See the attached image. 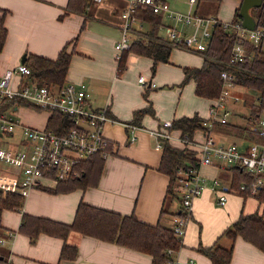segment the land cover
I'll return each instance as SVG.
<instances>
[{
    "label": "crops",
    "instance_id": "obj_1",
    "mask_svg": "<svg viewBox=\"0 0 264 264\" xmlns=\"http://www.w3.org/2000/svg\"><path fill=\"white\" fill-rule=\"evenodd\" d=\"M68 1L0 0V18L7 33L0 52V75L21 64V60L25 61L28 56L54 60L66 47L71 59L65 82L84 86L91 107L105 109L114 120L104 127L110 154L104 159L96 185L69 192H49L46 189L54 190L56 184L44 181L41 187L26 192L20 210H2L0 239L5 238L6 242L0 245V254L8 256L10 264H152L151 256L146 253L103 242L76 231H69L64 239L41 233L31 241L27 233L19 229L23 215L70 225L81 202L122 216L134 214L139 221L150 226L160 223L170 228L171 217L180 208L177 194L180 190L174 184L173 192L167 194L169 178L158 171L162 150L156 149L155 138L146 130L157 129L162 121L172 122L182 117L196 115L201 120L206 117L211 102L198 97L206 105L205 113L200 112L199 107L179 110L177 106L178 101L183 100L186 89L194 92L192 80L189 84L181 85L184 69L201 67L203 53L189 51L190 54H186L181 48L172 47L168 62L158 63L153 74L150 58L128 53L125 69L118 75L114 46L123 24L120 13L125 10L127 1L102 0L93 2L82 13H66ZM212 1L199 0L196 13L209 16L208 13L215 11L209 6ZM240 3L234 0L233 16ZM170 6L176 9L175 2ZM254 9H250L249 13L256 22V17L251 13ZM233 16L223 22H231ZM214 17L219 20L217 16ZM145 25L148 24L145 22ZM174 49L176 51L173 52ZM175 58L180 69L168 66ZM164 71L166 74L162 75ZM140 77L144 78V84L138 82ZM159 86L170 88L156 92ZM233 93L240 97L235 89ZM163 96L169 97V105H162L164 103L160 99ZM255 96V100L248 103L252 108L245 118V126L230 121V117H242L237 106L239 100L230 105L229 122L212 127L213 137L216 135L222 142H232L238 139V135L249 133L252 135L251 144L261 143L262 140L249 131V127L257 121L256 116H252L258 106L256 91ZM246 102V99L243 100L242 105ZM148 106L152 113L144 114L137 124H132L134 112ZM125 125L135 126L136 129L131 131ZM171 133L175 138L181 136L178 130L172 129ZM132 136L135 137L133 142ZM202 137L200 129L193 134L196 141ZM168 144L177 149L185 148L176 140ZM232 144H236L240 151H245L251 145H246L242 140L239 144ZM201 172L209 179L218 178L222 186L228 189L226 202L223 206L219 205V195L209 185L194 200L185 235L174 255L176 264H212L198 251V247L215 244L223 249H231L230 264H264L263 250L239 235L235 238L223 235L241 216L257 214L264 217V203L257 197L260 192L257 195L230 193L235 188L234 169L222 171L204 166ZM174 197L178 199L177 202ZM64 244L76 248L74 260L60 258Z\"/></svg>",
    "mask_w": 264,
    "mask_h": 264
},
{
    "label": "built area",
    "instance_id": "obj_2",
    "mask_svg": "<svg viewBox=\"0 0 264 264\" xmlns=\"http://www.w3.org/2000/svg\"><path fill=\"white\" fill-rule=\"evenodd\" d=\"M101 1L93 0L97 3ZM126 1L127 6L120 13L123 20L120 37L114 46L117 62L135 39H149L147 32L150 31V25L144 30L145 21L137 17L146 12L160 18L158 40L171 47L203 53L213 29L219 25L235 38L228 66L243 62L246 57L245 43L264 52V25L255 22V27L250 30L242 26L241 19L238 22H221L213 16L199 15L195 10L199 0H185L188 5L186 12L173 9L165 0ZM164 19H169L171 24H163ZM220 81L218 97L211 100L206 117L199 122L203 133L200 141L188 135L175 138L171 133L170 121L160 123L157 129L146 130L155 138L157 150H162L169 141L176 140L194 153L195 164L181 167L176 173L180 208L171 217L170 229L179 247L193 212V202L208 185L218 193L219 205L223 206L226 202L225 193L228 189L222 186L218 178L204 176L202 167L209 166L222 171L239 169L248 174L250 179L241 181L230 193L257 195L264 188V108L255 124L249 127V131L262 140L261 143H252L245 151L238 150L234 144H218L212 135V127L215 124H227L232 111L230 105L240 100L233 93L236 85L233 72L223 71ZM138 82L144 84L145 80L140 77ZM88 97L84 86L70 82L62 86L39 85L24 63L0 75V104L14 101L0 112V138L7 136L8 140L4 145L0 144V196L15 194L24 197L28 190L41 187L44 181L56 184L71 177L79 161L96 154L103 158L110 154L104 127L114 120L105 109L92 108ZM19 105L46 110L50 115L57 113L66 118V123L58 125L57 131L24 125L13 115V112L17 113ZM125 126L131 131L136 129L135 126ZM134 140L132 136L131 142ZM5 242V238L0 239V245ZM175 253L172 249L167 250L171 259L166 264H176ZM0 259V264H10L8 256L0 254Z\"/></svg>",
    "mask_w": 264,
    "mask_h": 264
},
{
    "label": "trees",
    "instance_id": "obj_3",
    "mask_svg": "<svg viewBox=\"0 0 264 264\" xmlns=\"http://www.w3.org/2000/svg\"><path fill=\"white\" fill-rule=\"evenodd\" d=\"M240 2L242 0H239ZM93 0H69L66 6L68 12H84ZM239 8L234 11L232 22L240 20ZM256 23L264 25V0L256 8ZM137 17L150 25L147 32L149 39H135L130 49L123 52L117 62V74L125 69V59L128 53L152 60L151 73L155 71L158 63H167L172 47L159 41L157 26L160 18L149 12L140 13ZM6 29L3 19L0 18V52L6 39ZM234 35L224 30L219 25L212 31V37L203 52V62L199 68L184 69V78L181 85L190 80L194 82V94L199 98L212 100L218 97L221 88L220 75L223 71L233 72L236 76L235 83L258 93V106L254 114L257 118L261 109L264 108V52L250 43H245L246 57L235 66H228L231 58V50L234 45ZM71 54L64 47L54 60L39 56H28L24 64L30 68L31 76L39 85L62 86L65 84V76L69 67ZM14 101H4L0 104V112L11 106ZM146 113H152L150 106L134 112L132 124L138 121ZM200 118L196 115L191 118L182 117L172 121V129L181 132V135L193 137L199 128ZM66 123V118L57 113H52L47 118L45 129L57 131V126ZM194 153L187 148L177 149L165 144L160 157L158 171L169 178L167 194L173 192L176 184V173L181 167L195 164ZM104 159L101 155H93L86 160L79 161L73 171L74 174L64 181L58 182L54 190L49 192H69L75 189H84L96 185L103 169ZM250 177L245 172L234 169L233 186L241 181H248ZM264 203V188L257 195ZM23 197L15 194L0 196V219L2 210H20ZM1 229V225H0ZM22 232H26L33 241L39 234L44 233L52 237L64 239L69 231H76L82 235L98 239L103 242L114 243L121 247L146 253L151 256L152 264H166L171 259L167 254L168 249L177 251L179 243L170 228L157 223L150 226L142 223L134 214L122 216L111 211L103 210L85 203H80L76 209L74 220L70 225L60 224L51 220L35 218L23 215L20 223ZM223 235L229 238L241 236L244 240L257 246L264 251V217L257 214L241 216L227 229ZM198 251L205 255L212 264H230L231 249H223L216 244L210 247H198ZM77 250L73 246L64 244L60 258L74 260ZM1 261V259H0Z\"/></svg>",
    "mask_w": 264,
    "mask_h": 264
},
{
    "label": "rangeland",
    "instance_id": "obj_4",
    "mask_svg": "<svg viewBox=\"0 0 264 264\" xmlns=\"http://www.w3.org/2000/svg\"><path fill=\"white\" fill-rule=\"evenodd\" d=\"M166 2H168L169 4H172L173 2H175L176 4V9L177 11H181V12H186V10L188 9V5L186 4L185 0H166ZM234 5V0H214V2L212 1L209 6L210 9L211 7H213V9L215 11L208 13L209 16H217L222 20V22L225 21H229L230 19H232L233 13H232V7ZM256 9L253 10V12H251L253 14V16L256 17V13L254 12ZM163 24L168 25L171 24L169 19H164L163 20ZM148 28L147 25H144V30H146ZM183 52H185L186 54H190L188 53L189 51L182 49ZM176 51V49L173 50V52ZM196 57L193 56V59H195ZM178 59H174V62H172L171 64H169L168 66L174 69H180L179 65L177 64ZM158 65V64H157ZM156 65V67H157ZM165 72V71H164ZM162 75H165L166 72ZM141 73H143L141 71ZM122 74V73H121ZM190 82V81H189ZM189 82H187L189 84ZM168 87H164V86H159L157 89H155L156 92L161 91V90H168ZM189 88V87H188ZM234 89L240 94V103L237 105L239 108V112H241L242 117H230V121L234 120L236 123L242 125L244 124V126L247 123V120H245L246 117H248L250 115V110H251V105H249L248 103H251L250 100L254 101L255 100V91L251 90V89H245L243 87H239V86H235ZM146 91H144L143 94H145ZM184 98L183 100L180 99L177 103V106L180 109H189L191 107H199V111L200 112H204L205 113V109H206V105L204 104L203 101H201L197 96L194 95V92H191L190 89H186V91H184L183 93ZM147 97V96H146ZM247 97H249L247 99ZM246 99V103L244 105H242V101ZM161 102H163L164 104L162 105H169L167 102L169 101V97L168 96H163L161 97ZM180 102V105H178ZM13 115L16 116L15 118H19V120L22 122V124L24 125H28V126H35L38 128H41L45 121L48 118V115H50L49 111L46 110H38L35 108H26L22 105L18 106V112L14 113ZM204 115V114H202ZM164 122V121H162ZM215 136V140L217 141L218 144L223 145V146H228L232 143H240V141L242 140L243 142H245L246 145L251 144L252 142V135H250L249 133H244L243 135H238V139H236L235 141H230V142H222L220 140H218L217 136ZM7 136H4L3 138H0V144H3L5 142H7L8 140L6 139ZM238 141V142H237ZM236 145V144H235ZM179 196V193H177ZM176 194V195H177ZM172 198V197H171ZM175 201L177 202L178 199H176L174 197Z\"/></svg>",
    "mask_w": 264,
    "mask_h": 264
},
{
    "label": "water",
    "instance_id": "obj_5",
    "mask_svg": "<svg viewBox=\"0 0 264 264\" xmlns=\"http://www.w3.org/2000/svg\"><path fill=\"white\" fill-rule=\"evenodd\" d=\"M262 4V0H242L239 7V16L242 26L246 29H253L255 27V21L251 17L249 11L252 8H257ZM24 63V59L21 60ZM151 83V82H150ZM149 83V85H150Z\"/></svg>",
    "mask_w": 264,
    "mask_h": 264
}]
</instances>
